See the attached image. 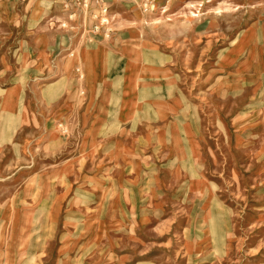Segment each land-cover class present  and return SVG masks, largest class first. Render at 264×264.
Masks as SVG:
<instances>
[{"label":"rangeland","instance_id":"obj_1","mask_svg":"<svg viewBox=\"0 0 264 264\" xmlns=\"http://www.w3.org/2000/svg\"><path fill=\"white\" fill-rule=\"evenodd\" d=\"M138 3L116 7L103 39L115 104L124 92L130 109L134 92L121 34L139 31L160 54L147 61L171 74H145L140 116L89 147L58 112L105 73L86 50L83 68L68 63L88 43L80 26L61 27L59 0L0 4V102L12 86L5 109L18 85L26 97L23 115L0 106V234L37 257L10 264H264V0H174L153 14ZM124 12L139 19L122 33Z\"/></svg>","mask_w":264,"mask_h":264},{"label":"crops","instance_id":"obj_2","mask_svg":"<svg viewBox=\"0 0 264 264\" xmlns=\"http://www.w3.org/2000/svg\"><path fill=\"white\" fill-rule=\"evenodd\" d=\"M4 3V0H0V4ZM9 8V3H8ZM2 14V15H1ZM120 16V23L116 22L115 26L118 27L121 32L125 28H128L129 24H133L132 21L139 19V17H136L135 15H131L129 13H121L118 14ZM117 17V16H116ZM8 14L5 15L4 10L0 13V23L2 22V31L0 30V34L5 35V23L7 20ZM124 19V20H123ZM124 21V22H123ZM121 26V28L119 27ZM117 30V29H116ZM139 30V29H137ZM135 38H137V41H133ZM142 35L139 31L135 33V35H128L125 32V35L122 36L121 39L117 41L116 46L118 47L121 57L124 60L125 65V71L127 67L133 66L135 68V71L133 72L134 82H133V88L134 92L132 96L129 98V102L131 104V108L124 111L122 106V100L124 96L121 97L120 102L115 104V100L113 98L112 91H109L108 87L112 84V76L109 74L108 70V60L110 58V46L106 44V41L103 39H100L99 42H93L91 44L87 43L84 45L85 47H77L76 45L72 47H75L74 53L75 57H71L68 61L69 64L75 66V65H81L83 68L84 61L82 59V53L84 50L88 52L86 57H90V60L92 63L98 64V66L103 67V70L105 71L103 78L97 80L95 82V86L93 89H91L88 85L84 83L85 89H84V101L80 103L78 100H74L72 102L68 103V107L66 109L60 108L58 112L61 113V117H67L71 121L70 125V132L74 135L76 134L78 136V141H80V146L82 147H89L96 145H102L105 141H108L109 139L113 138L114 133L119 132L120 130L128 127L131 125L139 116L141 113V104L140 101L137 100L136 92H137V85L144 81L146 78L145 74H147L150 71L160 73L163 76H169L171 74L172 68L169 66H166L167 63L164 62L163 58L162 61H158L157 63L150 64L147 59H149L150 56H153V58H159L160 54H157L158 52L151 47L142 46L140 44H146L144 43V40L142 41ZM139 40V41H138ZM70 49V46L67 48ZM259 52L263 53L264 55V34L261 35L259 40ZM143 53V55L141 54ZM154 55L156 57H154ZM264 57V56H263ZM125 75V74H124ZM124 80V78H123ZM58 84V83H57ZM19 86V91L17 95H14L15 100L18 101L17 110L12 111L9 109H5L3 106V100L5 92L11 89L12 87L3 89L2 95H1V102L0 106L2 107V114L9 117L14 116L16 113H23L24 110H26V97H25V91L21 85ZM55 87V84L53 88ZM123 87H124V81H123ZM58 95V94H57ZM56 99H59V95ZM23 115V114H22ZM76 140V139H75ZM60 170V169H57ZM53 172V171H52ZM64 171H54V178L56 180L64 179ZM57 186V185H56ZM19 224V221H18ZM49 244V243H47ZM28 246V245H27ZM18 245L15 246L11 245L10 240L7 236L0 234V264H10L11 259L13 257L12 253L21 254L22 258H33V252H34V242L30 244V247ZM18 257V255H17ZM16 257V258H17ZM34 259V258H33ZM37 261V257L35 259ZM35 261V263H36Z\"/></svg>","mask_w":264,"mask_h":264},{"label":"built area","instance_id":"obj_3","mask_svg":"<svg viewBox=\"0 0 264 264\" xmlns=\"http://www.w3.org/2000/svg\"><path fill=\"white\" fill-rule=\"evenodd\" d=\"M125 1H138L141 12L153 14L160 9L163 11L174 0H59L65 20L61 27L76 23L89 44L99 37L110 40L114 34L112 26L116 16L113 11Z\"/></svg>","mask_w":264,"mask_h":264}]
</instances>
